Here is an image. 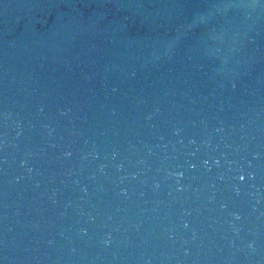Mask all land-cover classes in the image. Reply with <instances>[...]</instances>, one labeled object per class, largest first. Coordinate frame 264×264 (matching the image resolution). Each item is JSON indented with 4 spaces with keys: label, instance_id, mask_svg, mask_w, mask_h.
<instances>
[{
    "label": "water",
    "instance_id": "1",
    "mask_svg": "<svg viewBox=\"0 0 264 264\" xmlns=\"http://www.w3.org/2000/svg\"><path fill=\"white\" fill-rule=\"evenodd\" d=\"M0 264H264V0H0Z\"/></svg>",
    "mask_w": 264,
    "mask_h": 264
}]
</instances>
